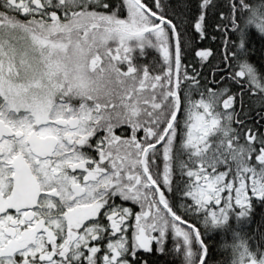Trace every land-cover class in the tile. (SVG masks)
I'll return each mask as SVG.
<instances>
[{"label": "snow or ice", "instance_id": "6c2138e0", "mask_svg": "<svg viewBox=\"0 0 264 264\" xmlns=\"http://www.w3.org/2000/svg\"><path fill=\"white\" fill-rule=\"evenodd\" d=\"M73 36L97 94L53 83ZM257 213L264 0H0V264H225Z\"/></svg>", "mask_w": 264, "mask_h": 264}, {"label": "trees", "instance_id": "16d2710c", "mask_svg": "<svg viewBox=\"0 0 264 264\" xmlns=\"http://www.w3.org/2000/svg\"><path fill=\"white\" fill-rule=\"evenodd\" d=\"M64 47L66 49L68 45H64ZM53 65H56L55 61H53ZM53 77V83L61 82L65 86L72 87L71 82H65L61 79V73H53ZM229 224L232 226L230 229H215L205 233V240L209 246V251L215 260L224 261L226 264L230 249L225 248L224 245L226 242L230 243L235 239L234 233L247 234L250 237L248 240L249 247L253 249L257 247L264 249V240H261L259 235L260 233H264V220H261L259 213H257L255 217L241 222L239 226L234 217L230 219Z\"/></svg>", "mask_w": 264, "mask_h": 264}, {"label": "clouds", "instance_id": "9594fccd", "mask_svg": "<svg viewBox=\"0 0 264 264\" xmlns=\"http://www.w3.org/2000/svg\"><path fill=\"white\" fill-rule=\"evenodd\" d=\"M74 41L75 37L73 36L66 49L51 53V59L60 66L61 79L65 82H71L75 91H82L85 94H97L99 89L103 87V84L98 81L97 73L81 69L79 81L73 79L72 69L75 67V63L79 61L83 65L86 58L85 55L79 53L77 43ZM79 47H83L84 53L87 54L88 49L83 43H80ZM93 54L95 53L93 52Z\"/></svg>", "mask_w": 264, "mask_h": 264}, {"label": "rangeland", "instance_id": "374dc122", "mask_svg": "<svg viewBox=\"0 0 264 264\" xmlns=\"http://www.w3.org/2000/svg\"><path fill=\"white\" fill-rule=\"evenodd\" d=\"M62 50L63 49H65V47H63V48H61ZM53 52H55L54 50H52L51 52H50V55H51V53H53ZM52 64H53V61H52Z\"/></svg>", "mask_w": 264, "mask_h": 264}]
</instances>
